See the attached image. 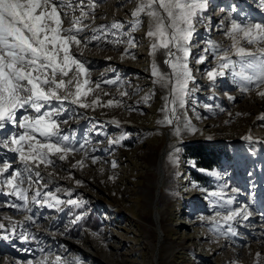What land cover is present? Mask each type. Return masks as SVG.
Wrapping results in <instances>:
<instances>
[{"label": "rangeland", "instance_id": "rangeland-1", "mask_svg": "<svg viewBox=\"0 0 264 264\" xmlns=\"http://www.w3.org/2000/svg\"><path fill=\"white\" fill-rule=\"evenodd\" d=\"M69 2L73 7L61 10L68 13L64 28L81 17L80 0ZM139 2L84 0L90 14L77 25L83 39L71 52L89 69L79 78L90 81L81 98L89 106L65 101L68 112L60 117L76 150L64 160L52 156L54 166L40 165L39 183L20 185L30 211L0 183V264H264V83L234 75L241 57L229 35L233 21L264 23V0H207L190 41L183 107L173 102L177 77L165 63L166 51L152 48L158 38L147 35V15L133 27ZM237 40L247 51H264V45ZM225 56L229 67L220 69ZM210 71L223 74L212 79ZM65 79L75 81L74 70ZM164 128L176 142L158 165ZM13 131L20 130L6 128L0 138ZM200 141L225 144L220 166L195 168L186 150ZM0 158L22 168L2 144ZM196 170L209 184L194 179ZM36 191L42 195L33 202ZM49 191L62 203L48 207L54 201L44 203L43 193ZM91 209L97 227L77 230Z\"/></svg>", "mask_w": 264, "mask_h": 264}, {"label": "snow or ice", "instance_id": "snow-or-ice-1", "mask_svg": "<svg viewBox=\"0 0 264 264\" xmlns=\"http://www.w3.org/2000/svg\"><path fill=\"white\" fill-rule=\"evenodd\" d=\"M207 6V0H140L131 14L137 18L133 27L141 23V13L147 15L150 21L147 35L158 38V43L152 44L153 50L164 49L170 57L165 63L177 77L176 86L171 88V92L175 94L173 102L178 100L180 107L184 105L183 94L191 79L186 63L190 41L195 32V23L199 22L200 14ZM65 7L72 8L73 5L69 0H0V132L9 127L20 130L0 138V144L13 154L14 162L22 166L14 168L12 162L0 158V175L6 174L0 183L12 189L25 202L24 207L28 211V196L20 185L33 180L39 183L42 178L38 170L40 165L54 166L52 156L58 155L60 160H64L69 152L76 150L72 146V138L63 134L61 127L67 123L66 119H60L68 112L64 102L80 108L89 106L81 98L87 95L84 86L90 81L84 79L81 83L79 79L89 69L71 52V46L81 44L84 28L77 25L82 24V18L90 13L84 11V0H80L81 17L73 19L71 27L64 28L62 17H67L68 13L61 10ZM112 27L119 25L113 24ZM229 35L233 39L232 47L241 57L240 70L234 75L248 82L255 79L257 83H264V51L259 55L247 51L239 46L237 40L240 37L249 45H264V23L242 25L233 21ZM96 39L98 37L95 35L91 37V40ZM129 43L134 41L130 39ZM173 46L176 52L182 53L181 56L172 51ZM172 58H175V62ZM227 59V56L222 58L220 69L229 67ZM200 62H203L202 58ZM73 70L75 81L66 80ZM222 74V71L208 73L212 79ZM153 75L160 76L155 67ZM73 83L74 92L71 91ZM106 83L114 81L108 80ZM96 86L99 87L100 83L97 82ZM259 94L264 96V92ZM108 103L111 105L112 101ZM171 112L175 116V107ZM165 122L172 124L173 120L166 117ZM176 132L179 134L180 129L176 128ZM112 166L115 167V163ZM41 195L40 191H36L33 202H38L36 198ZM43 202L48 203V207L62 203L50 191L43 193ZM67 203L76 202L69 200ZM234 215L225 219L232 220ZM0 228H4V225L0 224ZM41 264L46 262L41 261Z\"/></svg>", "mask_w": 264, "mask_h": 264}, {"label": "trees", "instance_id": "trees-1", "mask_svg": "<svg viewBox=\"0 0 264 264\" xmlns=\"http://www.w3.org/2000/svg\"><path fill=\"white\" fill-rule=\"evenodd\" d=\"M186 152L194 159L196 169L212 170L220 166L222 158L221 155L226 153L227 149L224 143H210L200 141L189 144ZM193 177L195 180H198L201 183L209 184L206 181L208 177L200 173V171H194ZM84 213H86V215L80 219V223H76L77 230H80L79 227L81 225H87L96 228L99 222L97 211L91 209Z\"/></svg>", "mask_w": 264, "mask_h": 264}, {"label": "bare ground", "instance_id": "bare-ground-1", "mask_svg": "<svg viewBox=\"0 0 264 264\" xmlns=\"http://www.w3.org/2000/svg\"><path fill=\"white\" fill-rule=\"evenodd\" d=\"M218 15V14H217ZM200 48V47H199ZM198 48V49H199ZM102 115V114H101ZM95 117L94 119L96 118H99L98 116H93ZM105 119V117H102ZM97 120H101V119H97ZM186 127V126H185ZM187 130H189V128H186ZM185 129V130H186ZM163 132L165 133V136H164V141H163V144L161 146V149L159 151V159H158V165L160 164L161 160L163 159L164 155L166 154V152L175 144L176 140H171L169 139V135H170V130H166L165 128L163 129ZM167 134H168V137H167ZM235 137V136H234ZM167 138V139H166ZM240 138V137H239ZM244 138V137H243ZM157 198V195L153 196V199L152 200H156Z\"/></svg>", "mask_w": 264, "mask_h": 264}, {"label": "water", "instance_id": "water-1", "mask_svg": "<svg viewBox=\"0 0 264 264\" xmlns=\"http://www.w3.org/2000/svg\"><path fill=\"white\" fill-rule=\"evenodd\" d=\"M167 137H168V134H167Z\"/></svg>", "mask_w": 264, "mask_h": 264}]
</instances>
